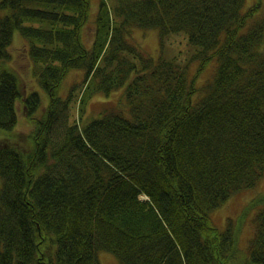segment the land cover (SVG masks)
Returning a JSON list of instances; mask_svg holds the SVG:
<instances>
[{
    "label": "trees",
    "instance_id": "obj_1",
    "mask_svg": "<svg viewBox=\"0 0 264 264\" xmlns=\"http://www.w3.org/2000/svg\"><path fill=\"white\" fill-rule=\"evenodd\" d=\"M245 1L99 0L86 45L91 0H0V264H101L100 250L120 264H264V192L224 228L212 219L264 177V2ZM135 27L158 29V57L128 40ZM16 31L44 109L7 66ZM194 61L212 65L203 83ZM75 68L77 114L58 90ZM124 85L130 116L113 105L86 121L89 87ZM19 100L34 126L14 134Z\"/></svg>",
    "mask_w": 264,
    "mask_h": 264
},
{
    "label": "rangeland",
    "instance_id": "obj_2",
    "mask_svg": "<svg viewBox=\"0 0 264 264\" xmlns=\"http://www.w3.org/2000/svg\"><path fill=\"white\" fill-rule=\"evenodd\" d=\"M256 0H246L245 1V7L244 10H247L250 6H252ZM264 2V0H263ZM99 10V0H91V9L89 12V19L86 24V26L83 28L82 35H83V41L86 45H91L94 38H95V31H96V16L97 12ZM147 31V32H146ZM182 35L175 36L171 38V45L170 48L172 50H176L174 52V55L179 56L180 59L184 60L186 59L190 53H191V47L188 44V39L185 34L179 33ZM129 40L136 44L144 53L149 54L153 57H158L162 52V46L160 43V35L157 28H152L149 30H144L139 27H135L132 30V33L128 36ZM169 40V38H168ZM167 42V39L165 40ZM165 42V43H166ZM169 47V43H168ZM11 58L7 61V66L12 68L15 73L17 74L21 86H22V92L28 93L31 90H38L42 96V109L46 107L49 103V95L48 93L41 88V86L31 80V73H30V67L31 62L29 60L26 45L24 43L23 38L21 37V34L16 31L13 39V43L9 47ZM208 65V66H207ZM204 69L201 71H198V68L200 66L199 61H194L191 64L193 73H200V75L196 77V83H203L204 78L206 75L208 76L212 65L207 64ZM193 74V75H194ZM85 77V69L83 68H75L71 69L69 73L66 75L64 80L62 81L61 85L59 86V94L62 97L68 96L72 91L75 93V97L73 96L72 101L74 102V114H77L79 101L81 98V94L85 91V86L83 84V79ZM34 80H36L33 77ZM37 81V80H36ZM82 86H81V85ZM201 86V85H198ZM125 88L126 85L119 87L115 89L110 95H105L103 93H95L91 90V87L86 90L87 93H90V96H93L89 99L87 103V109H86V121L90 120L93 117H96L100 114V112L108 106H118L126 116H130L129 107L126 104L125 101ZM40 109V110H42ZM42 113V112H41ZM38 114V115H41ZM84 114V115H85ZM18 115H19V122L14 128V134L19 133V131H26L29 132L33 126H34V120L28 118V115L26 113L24 102L23 100L18 101ZM68 115L69 110H65L63 112V116L60 118V120L57 122V126L59 123H61L60 127L63 128L64 121L66 120L68 122ZM36 116V113L35 115ZM77 116V115H75ZM78 117H74V119H77ZM79 122V120H78ZM3 131V133L0 131V137L4 138L6 134H9V131L0 129ZM62 130V129H61ZM60 130V131H61ZM59 132V131H58ZM20 139V135H17ZM264 192V177L261 180L260 184H258L256 187L251 188L247 190L246 193H240L237 196H231L216 210L212 212V219L214 222L220 226L221 228H224L229 219H236V217L242 212L246 204V201H248L250 198L257 197L259 194ZM264 204V203H263ZM259 207H256L252 210L253 214L258 210ZM252 214V215H253ZM253 235V233H252ZM250 235L245 234V239L241 243V246L244 250H246V247L248 246V239L250 238ZM240 248V246H239ZM242 248L241 254L242 256H245V252ZM99 259L101 264H120L118 257L107 250H100L99 251ZM108 256V257H106ZM111 257V258H109ZM114 262H113V261Z\"/></svg>",
    "mask_w": 264,
    "mask_h": 264
},
{
    "label": "bare ground",
    "instance_id": "obj_3",
    "mask_svg": "<svg viewBox=\"0 0 264 264\" xmlns=\"http://www.w3.org/2000/svg\"><path fill=\"white\" fill-rule=\"evenodd\" d=\"M128 38V37H127ZM129 40V38H128ZM130 41V40H129ZM131 42V41H130ZM91 79V77H89ZM83 84L84 86H86V81H85V78L83 79ZM81 85V84H80ZM82 86V85H81ZM140 199L144 200V199H147V196L145 194H141L140 195ZM111 264V263H110Z\"/></svg>",
    "mask_w": 264,
    "mask_h": 264
}]
</instances>
